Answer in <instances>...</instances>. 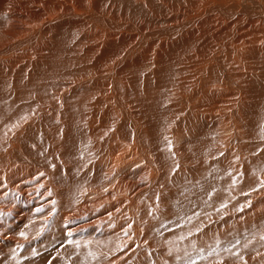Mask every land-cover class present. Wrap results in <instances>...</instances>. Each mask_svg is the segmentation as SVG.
<instances>
[{
	"label": "bare ground",
	"instance_id": "obj_1",
	"mask_svg": "<svg viewBox=\"0 0 264 264\" xmlns=\"http://www.w3.org/2000/svg\"><path fill=\"white\" fill-rule=\"evenodd\" d=\"M263 162L264 0H0V254L51 221L116 250L100 264H168L248 227L251 253L210 264H264ZM211 177L225 218L157 241Z\"/></svg>",
	"mask_w": 264,
	"mask_h": 264
},
{
	"label": "rangeland",
	"instance_id": "obj_2",
	"mask_svg": "<svg viewBox=\"0 0 264 264\" xmlns=\"http://www.w3.org/2000/svg\"><path fill=\"white\" fill-rule=\"evenodd\" d=\"M262 164L264 165V162ZM263 165H261V169ZM213 178L211 177V180L208 181L207 184L203 182H201L200 185L199 184H189V185L183 184L181 186V189H184V191L180 190V186H179V188L177 189L179 193L177 191L176 193L172 194L170 201L171 200L173 201L171 202L169 201L168 202L169 204H167L166 206L167 208H165V210L162 211V214H160V216H163V215L164 216L163 218L159 217L158 219V221L162 219L161 220L162 222L161 221L158 222V228L156 230L157 232H155L157 235L154 234V237L157 241L163 243L167 239L169 240L170 238L169 241H174L178 245H180L181 242L185 243V241L189 243L193 241L194 236L198 237V235L200 234L199 232L206 229L205 226H207V228L208 226L211 227L214 223H216L215 220L222 221L225 218L221 216L223 212L222 210H225V206L223 202H220V199L223 196V195L221 196V193L222 192L224 193V189H222L223 182L222 180H220V178H218L219 180L217 178H214V179ZM218 184L220 187L218 186ZM202 186H204L203 187L204 190L201 188ZM187 191L189 193H187ZM184 192H186L188 195H184L186 194ZM200 192L201 193L204 192L203 195ZM198 193L201 195H198ZM213 193L216 195V197L215 195H212ZM2 195L3 196L0 195V212L2 211V213H0L1 214L0 216H2L4 212L5 214L7 213L6 211L7 206L5 203H2V201L8 200V197L5 196L7 195V193L2 194ZM209 197H213V198L212 199L210 198L209 200L206 199ZM202 198L205 200H203ZM175 200H177V202ZM239 206L242 207L243 205L239 203V205L236 207V210H234L235 213L233 212V215H237L241 213V208ZM211 208L212 209L214 208V210H212ZM217 211L219 214H221L220 215L221 217L219 216V214H217ZM7 214H9V212ZM213 214H215L216 216H214ZM163 220H164V223L167 225L163 223ZM202 220L204 224L202 223ZM50 222L51 221H48L47 223L48 225H46L45 229L43 230L44 234H42L41 233L42 231L39 230L40 231L39 234L43 235V237L38 238L36 234V235H33L31 238H28L30 239V241H28V239L26 238L25 240H23V243H22L24 247L22 244L16 247H11V252L8 253L9 256L8 254L1 253L0 254V264H100L101 262L100 260H102L103 257L108 258L110 256L109 254L110 252L108 251H111V253L113 251L114 252L116 251L115 249H113L112 251L111 248L106 250L102 244L103 242H98L96 243V245H92L93 243L88 242V243H85L84 245V243H82L81 238L74 239L72 237H69L67 233L62 231V228L59 225H56L55 223L53 222L50 223ZM161 225H162V228H160ZM189 229L191 232L188 231ZM259 229H262V228H259ZM158 231L160 233H158ZM186 231L188 232V235L184 234V232ZM253 231H254L253 228L249 229L248 227L246 230L238 231L239 233L235 232L236 234L234 233V231H233V234L230 231L228 233L229 236L228 234L221 235L219 236V238H216L215 240L211 241V242H214V244L212 245H210L211 244L210 242L204 243L196 239L197 242L194 243L193 246L185 245L186 247L181 249L180 254L178 253L175 255L173 254L170 256L168 255L170 257V262H168V264H171V263L172 264H201V263L210 264L212 263L213 260H216L220 257L222 258L224 257V260H225V257L226 259H229L230 257L242 259L247 254V253L242 254L243 251L244 252L249 251L250 253L252 252V248H250V246H251V242L254 239ZM166 234L168 237L166 236ZM223 236H227V237L222 238ZM182 239L183 240L185 239V240L183 241ZM177 249L179 250L180 248H177ZM175 256L177 257L175 258ZM222 261L219 260L220 264H222ZM219 262H215V263L218 264Z\"/></svg>",
	"mask_w": 264,
	"mask_h": 264
},
{
	"label": "snow or ice",
	"instance_id": "obj_3",
	"mask_svg": "<svg viewBox=\"0 0 264 264\" xmlns=\"http://www.w3.org/2000/svg\"><path fill=\"white\" fill-rule=\"evenodd\" d=\"M21 235H23V233H21Z\"/></svg>",
	"mask_w": 264,
	"mask_h": 264
}]
</instances>
